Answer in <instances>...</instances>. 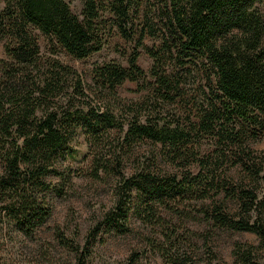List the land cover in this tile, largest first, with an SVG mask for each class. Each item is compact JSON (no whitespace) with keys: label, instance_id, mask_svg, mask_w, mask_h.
<instances>
[{"label":"trees","instance_id":"16d2710c","mask_svg":"<svg viewBox=\"0 0 264 264\" xmlns=\"http://www.w3.org/2000/svg\"><path fill=\"white\" fill-rule=\"evenodd\" d=\"M142 1L81 0L77 17L64 0H0V264H10L1 246L38 240L49 196L63 199L71 188L62 171L78 160L77 132L85 151L77 164L88 177H119L112 209L95 230L113 226L124 234L131 212L160 228L161 239L146 243L164 261L197 264L179 251L160 211L181 222L195 209L179 204L206 201L200 221L251 233L264 250V16L254 7L261 0H162L159 16L150 11L141 19ZM106 11L120 38L133 44L125 67L96 66L86 84L40 54L35 32L76 60L100 51ZM157 29L158 45L146 46L144 34ZM139 50L151 60L147 71L137 65ZM125 82L135 84L136 100L116 94ZM262 140L263 149L253 150ZM142 142L158 146L159 161L178 174L161 179L142 169L123 176L120 155ZM51 230L58 245L69 246L57 226ZM237 246V261L257 264L252 246Z\"/></svg>","mask_w":264,"mask_h":264},{"label":"rangeland","instance_id":"374dc122","mask_svg":"<svg viewBox=\"0 0 264 264\" xmlns=\"http://www.w3.org/2000/svg\"><path fill=\"white\" fill-rule=\"evenodd\" d=\"M64 2L70 12L79 17L81 0H64ZM161 6L162 0H149L148 3L143 0L137 16L142 19L144 14L148 16L150 11H154L155 18L159 16L160 12L157 11ZM254 7L264 16V0L255 4ZM129 23L133 28L138 24L133 14L128 18ZM156 23L158 27L161 25L157 21ZM100 27L104 29L106 42L100 51L84 59L76 60L70 57L58 47H52L38 32H35L40 54L55 58L61 64L71 67L86 84H92V71L96 66L112 62L125 67L124 55L133 48L132 43L124 41L116 33L114 18L107 11L103 14ZM158 33L160 30L157 29L153 36L144 34L142 42L148 47L157 46ZM139 51L137 65L143 71H147L151 60L141 50ZM0 58H4L1 43ZM135 89L134 83L125 82L116 87L115 91L121 99L136 100L139 94L134 92ZM112 134L111 137L115 138L116 135ZM76 138L78 160L73 163L67 161L68 167L62 171L65 176H69L71 188L65 187L63 199L49 196L51 213L38 232V240H16L4 243L1 246L2 255L9 259L10 264H129L128 260L132 259L133 255L137 256L134 264H168L146 243V238L161 239L160 228L142 223L131 212L127 214L125 221L128 232L120 234L114 230L113 226L104 225L95 230L96 224L102 220L104 213L112 209L116 198L115 192L119 186V177L101 174L100 180L94 181L89 178L86 166L77 164L85 151L82 146V136L78 132ZM252 148L256 151L263 149V140L252 145ZM127 150H124L125 155H120L123 176L142 169L161 179L177 173L159 161L158 146L142 142L131 148V151ZM231 176L235 177L236 173L232 172ZM48 181L53 185L58 184V180L54 178ZM179 206L187 211L193 208L194 213L180 222L175 217L170 218L167 213L160 211L161 218L165 222L164 228L174 231L178 237L176 242L180 244L179 251L190 254L197 264L208 261L214 264H241L239 260L237 261L236 247L244 246V244L252 246L256 263L264 264V250L258 248L255 235L206 226L203 221H200L202 212L207 208L206 201L196 203L192 201L189 204L184 201ZM227 207L232 213V204L228 202ZM54 226L63 232L69 242L68 247H62L55 242L51 230ZM89 232L90 235H88Z\"/></svg>","mask_w":264,"mask_h":264}]
</instances>
